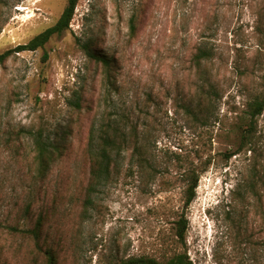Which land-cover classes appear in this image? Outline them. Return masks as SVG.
I'll use <instances>...</instances> for the list:
<instances>
[{"label":"rangeland","instance_id":"1","mask_svg":"<svg viewBox=\"0 0 264 264\" xmlns=\"http://www.w3.org/2000/svg\"><path fill=\"white\" fill-rule=\"evenodd\" d=\"M67 5L2 0L0 54ZM263 92L264 0H79L69 30L0 65V264H48V250L56 264H264V113L240 147ZM122 116L129 146L88 205L91 132ZM27 132L52 147L45 176ZM39 217V240L7 229Z\"/></svg>","mask_w":264,"mask_h":264},{"label":"trees","instance_id":"2","mask_svg":"<svg viewBox=\"0 0 264 264\" xmlns=\"http://www.w3.org/2000/svg\"><path fill=\"white\" fill-rule=\"evenodd\" d=\"M79 0H68V5L62 12L60 18L56 24L30 40L27 44L18 46L13 50H8L3 54H0V65L11 57L14 53H22L27 51H37L44 48L45 45L54 36H60L65 31L70 29L71 22L75 15V10ZM2 3V0H0ZM89 51V56L102 63L105 68L113 66V61L107 58V56L97 55L88 46L85 47ZM206 52H203L197 56V60L202 59ZM203 55V56H202ZM46 58V57H45ZM213 89V86H211ZM79 106V105H78ZM77 106V107H78ZM264 113V92L255 97L248 105V110L245 112L244 123L245 126L241 130V146L249 145L252 142L256 129L257 119ZM126 118L122 116L119 120L111 118V122L103 124L91 132V137L87 146V156L90 162V182L87 188V204L92 205L98 194L104 190V188L111 185V181L114 179L115 169L118 166L119 159L123 153L127 150L130 140L126 132ZM34 139L36 148V160L38 162V173L40 176H45L49 169V161L52 159L51 146L47 141L42 139L41 134L34 135L32 132H27ZM240 151V150H239ZM236 152L234 155L238 154ZM117 170V169H116ZM262 181V180H261ZM197 178H194L191 185L186 192V206L190 205L196 196ZM264 184V182H263ZM264 191V190H262ZM256 196L260 199L261 193L255 192ZM43 219L39 217L37 223L33 229L18 230L15 227H7L10 231H21L29 236H32L35 240H39L42 232ZM1 227V224H0ZM188 229V222L185 219H181L178 222L177 237L183 241ZM47 263L56 264L54 253L51 250L47 252ZM119 264H191L187 257L183 254L176 255L165 262H159L156 259L148 258L144 256L131 257L125 261H121Z\"/></svg>","mask_w":264,"mask_h":264},{"label":"clouds","instance_id":"3","mask_svg":"<svg viewBox=\"0 0 264 264\" xmlns=\"http://www.w3.org/2000/svg\"><path fill=\"white\" fill-rule=\"evenodd\" d=\"M224 192H225V195H227V192H226V190H224Z\"/></svg>","mask_w":264,"mask_h":264}]
</instances>
